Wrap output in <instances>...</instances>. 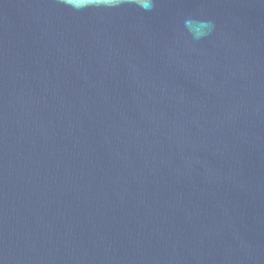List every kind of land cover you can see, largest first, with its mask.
<instances>
[{"label": "water", "instance_id": "obj_1", "mask_svg": "<svg viewBox=\"0 0 264 264\" xmlns=\"http://www.w3.org/2000/svg\"><path fill=\"white\" fill-rule=\"evenodd\" d=\"M0 264H264V0H0Z\"/></svg>", "mask_w": 264, "mask_h": 264}, {"label": "clouds", "instance_id": "obj_2", "mask_svg": "<svg viewBox=\"0 0 264 264\" xmlns=\"http://www.w3.org/2000/svg\"><path fill=\"white\" fill-rule=\"evenodd\" d=\"M66 6L71 7L75 11H82L90 7H118L124 3H131L144 11H151L155 6V0H62ZM185 24L192 32L193 39H201L207 36L214 24L212 21H185Z\"/></svg>", "mask_w": 264, "mask_h": 264}]
</instances>
